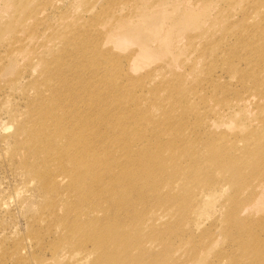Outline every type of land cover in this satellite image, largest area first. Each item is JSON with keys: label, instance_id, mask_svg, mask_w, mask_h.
Returning a JSON list of instances; mask_svg holds the SVG:
<instances>
[{"label": "bare ground", "instance_id": "bare-ground-1", "mask_svg": "<svg viewBox=\"0 0 264 264\" xmlns=\"http://www.w3.org/2000/svg\"><path fill=\"white\" fill-rule=\"evenodd\" d=\"M13 5L20 7L18 0ZM259 5L264 8V0ZM26 15L19 20L26 28L46 19L43 11ZM113 16L105 34L118 33L114 39L121 44L129 18L118 11ZM253 19L247 16L245 21ZM95 24L91 23L90 31L104 34ZM6 25L0 24V39L13 31L11 27L3 30ZM85 26L74 32L76 24L71 20L66 29L54 30L48 39L37 36L33 30L38 26H33L34 36L16 38L13 32L4 45L9 55L17 56L33 42L28 53L41 63L33 92L28 93L26 120L17 122L12 147L5 154L18 158L48 199L38 219L45 222L42 228L58 236L54 254L64 250L65 255L71 254L60 256L65 264L72 259L74 264L89 259L91 264H264V125L226 140L229 114L209 109L217 118L207 123L200 112L208 99L202 88L220 81V76L207 75L216 69L207 74L193 69L189 77L162 72L161 65L152 77L134 83L136 88H152L149 94L154 103L144 114L124 115L128 124L111 126L102 116L109 106L102 111L100 106L108 101L102 90L114 73V62L100 55L97 39L91 40L90 26ZM172 40L166 32L159 46L171 59H178L182 48ZM239 48L243 49L240 56L224 57L225 68L230 75H238L245 91L256 95L240 98L236 107L263 108L264 75L255 69L264 63V30L238 33L227 52ZM145 49L140 47L127 59L146 61ZM238 63L249 70L242 74ZM198 64L195 58L190 67L199 68ZM87 69L96 78L92 82L83 76ZM198 76H202L198 90L186 86V79ZM116 87L124 90L122 94L129 91L123 85ZM72 90L77 94L62 97ZM161 93L163 98L158 97ZM142 99H132L133 106L143 105ZM152 109L160 116L153 115ZM137 116L146 121L143 127H134Z\"/></svg>", "mask_w": 264, "mask_h": 264}, {"label": "rangeland", "instance_id": "rangeland-1", "mask_svg": "<svg viewBox=\"0 0 264 264\" xmlns=\"http://www.w3.org/2000/svg\"><path fill=\"white\" fill-rule=\"evenodd\" d=\"M144 1L147 3L143 5ZM260 1L18 0L20 7H16L13 5L16 0H0V24H7L3 30L10 27L13 29L10 33L5 32L7 35L2 36L0 39V264H35L34 258H36V261L41 262L48 260L53 264H65L62 263L64 260L60 261V256L62 258L71 256V254L65 255V250L54 254L58 236L54 231L50 232L48 229L42 228L45 222H39L38 219L39 209L48 199L45 198L36 180H31L29 174L19 164L18 158H11L5 154V151L10 150L12 147V135L15 133L17 122L26 120L23 113L29 103L28 93L33 92L31 89L32 84L37 81L36 76L41 67L40 61L32 59L28 53L30 46L34 44L33 42L28 44V49H18L21 52L16 54L17 56L9 55V48H5L4 45L11 39V34L14 32L13 37L16 36V38L19 36L26 37L29 34L34 36L32 27L38 26L33 31H36L37 36L48 39L52 36L54 30L60 32L62 29L64 30V27L66 29L71 20L75 21L76 24L74 32L78 29L87 28L85 25L90 26L91 23H96L94 26L99 24L104 34L96 36L94 31H90L93 27L90 26L88 32L91 35V40L94 39L95 41L97 39L95 44L100 45V55L102 52L104 55H101L102 57L111 63L118 64L117 67H119L117 71L116 64L110 63L114 66H112L113 70L116 69L115 71L118 73L113 70L114 73L108 72L111 73L108 76L111 79L106 78V83L104 81L103 86L105 90H102L104 93L101 91L104 98L108 97L109 103L106 101L107 105L105 103L102 105V102L100 111L109 106L101 113L104 122L107 121L112 124L111 126L126 124L124 115L144 114L147 106L154 103L151 101L149 94L152 88L147 87L146 90L141 87L136 88L134 83L137 80H147L148 77H152L155 71L159 72L158 67L161 65L163 66L162 72L167 70L166 72L172 73L173 71V73L186 74L193 69H200L207 74L215 68L214 72L211 71L212 73L210 72L207 75L212 74L211 77L214 79H218L220 76V81L202 88L203 94L208 99L200 112H202V116L205 114L206 122L210 123L217 116L211 114L209 109L215 110L216 113L226 111L224 114H229L226 119L228 122L226 127L229 128H224L228 136L225 134L223 136H226V140H228L235 134L242 135L248 131H253V129L263 128L264 125V99L261 102L263 108L256 109L252 107L245 111L236 107V103L240 98L256 94L243 89V85L237 81L239 79L238 75H230L223 60L224 57H230L233 60L234 54L237 56L242 54L243 49L241 48L233 53L227 52L235 43V37L238 33L243 35L250 33L252 30H264V19H261L264 15V8L259 5ZM39 11H43L46 17V19L42 18L41 24H34L28 28L23 24H19V20L27 13V15L32 16ZM116 11L119 15L125 14L129 18L128 28L122 32L127 41L124 39L121 44H117V39H114V36H117L118 33H115V35L105 34L108 25L113 22L115 16L113 14ZM247 16L254 19L246 22L245 18ZM17 18L19 19L16 20ZM166 32H169L177 48L179 46L182 48V54L179 55L178 59H171V54L163 52L159 46L161 36ZM55 42L57 41H54V45ZM140 47L146 48L145 50L148 52L146 53L148 54L146 61L140 62L138 58L135 61L130 58L131 61H129L127 58L131 57V54L139 50ZM204 48L210 51L207 50L206 55H200ZM51 49H54V47L46 50L50 51ZM49 51H46L45 54ZM195 58L200 62L198 64L199 68L197 66L190 67L192 60ZM94 64L97 65L96 62ZM238 65L242 74L245 70H249L242 63H238ZM170 68L172 69L170 70ZM178 68L180 72H177L179 71ZM174 69H177V71ZM255 70L264 75V63L259 64ZM77 73L79 74L78 71ZM84 73L83 76L90 82L96 79L91 78L92 72L90 69H87ZM76 76L75 73L74 78ZM173 76L171 75L170 79ZM81 78L83 77L81 76ZM195 79H186V86L195 87L198 90L202 76H198L197 80ZM112 84L123 85L124 89H128L130 93L125 91L122 94L124 90H116L118 88ZM107 85L110 86V90ZM77 92V90H72L69 94H63L62 97H68L71 94H77ZM110 93L112 96L109 95ZM134 94L136 97H145V99H142V102L145 100L143 105L133 106L135 102L132 99H136V97H133ZM163 94L161 93L158 97L163 98ZM262 95L264 96V92ZM114 97L117 98L116 101ZM127 100H129L128 103ZM118 110L116 120L115 115ZM152 112L153 115L160 116L158 110L152 109ZM133 116L136 115L133 114ZM140 117L137 116L135 121L134 127L136 128L145 125L146 121ZM222 120L225 121L223 117ZM118 125L117 128H119ZM217 201L216 197L213 203L217 205ZM210 220V217L205 219L206 226L210 224ZM78 254L84 255L82 252H78ZM91 262V259L84 260L82 264H91ZM70 264H74L73 259Z\"/></svg>", "mask_w": 264, "mask_h": 264}]
</instances>
